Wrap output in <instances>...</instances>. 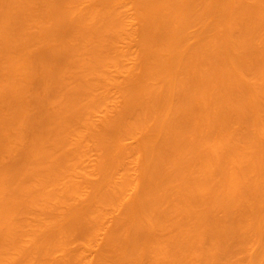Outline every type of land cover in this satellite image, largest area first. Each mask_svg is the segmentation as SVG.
I'll return each instance as SVG.
<instances>
[{
  "label": "bare ground",
  "instance_id": "bare-ground-1",
  "mask_svg": "<svg viewBox=\"0 0 264 264\" xmlns=\"http://www.w3.org/2000/svg\"><path fill=\"white\" fill-rule=\"evenodd\" d=\"M82 1L0 0V264H264V0Z\"/></svg>",
  "mask_w": 264,
  "mask_h": 264
},
{
  "label": "rangeland",
  "instance_id": "rangeland-1",
  "mask_svg": "<svg viewBox=\"0 0 264 264\" xmlns=\"http://www.w3.org/2000/svg\"><path fill=\"white\" fill-rule=\"evenodd\" d=\"M33 1H34V0H33ZM122 1H123V0H122ZM35 2H36V1H35ZM39 2H41V1H39ZM39 2L36 3V4L39 5ZM90 2H91V1H89V0H87V1H86V0H85V1L83 0V1L81 2V4H82L83 6H82V5H79V7L82 6V7L84 8V6H85V10H86V9H88V8H86V5H87V6H91V3H90ZM42 3H43V2H42ZM115 3H118V2L115 1ZM115 3H114V4H115ZM119 3H120V4H119ZM119 3H118V5L120 6V5H121V1H120ZM122 3H123V2H122ZM36 4L34 3V5H33V4H32V5L35 6ZM40 4H41V3H40ZM114 4H113V5H114ZM127 4H128L129 6L132 5L131 3H130L131 5H130L129 3H127ZM127 4H126V8L124 7V5L121 6L122 9H121V7L119 8L118 5H117V6L114 5V6H116L117 8H119V9H121V10H123V9H127ZM134 4H135V3H134ZM134 6H137V4L134 5ZM134 6L132 5V7H134ZM35 7H36V6H35ZM38 7H40V6H38ZM38 7H37V9H38ZM123 7H124V8H123ZM80 8H81V7H80ZM34 9H36V8H34ZM78 9H79V8H78ZM78 9H76L77 12H79V11L81 12V11H82V9H80L79 11H78ZM85 10H84V11H85ZM80 12H79V13H80ZM82 12H83V11H82ZM136 22H137V21H136ZM38 26H39V24L36 23V24H35V27H38ZM35 27H34V25H33L32 28H35ZM194 27H195V26H194ZM194 27H192V30H195V29L197 28V27H195V28H194ZM33 30H34V29H33ZM189 30H190V29H189ZM195 31H196V30H195ZM195 31H194V32H195ZM194 32H191V31H190L191 34L194 33ZM188 33H189V32H188ZM214 41L217 42V40H214ZM211 42H213V41L211 40ZM211 42H209V44H207V45L209 46ZM117 43H118V42H117ZM123 43H124V42H123ZM123 43H122V46L125 45V44H123ZM89 44H90V43H89ZM118 44L120 45L121 42H119ZM212 44H213V43H212ZM212 44H211V45H212ZM214 44H215V43H214ZM214 44H213V45H214ZM87 45H88V44L85 45L86 48L89 47V46H87ZM115 45H117V44H115ZM120 46H121V45H120ZM43 47H47V44H45ZM211 47H212V46H211ZM31 49H32V48H31ZM84 50H85V52H86V50L88 51V49H84ZM123 61H124V59H123ZM121 63H123L122 60H121ZM125 63L127 64L126 61L124 62V65H125ZM128 63H129V62H128ZM53 65H54V64H53ZM122 65H123V64H122ZM122 65H121V66H122ZM130 65H131V64H130ZM50 66H51V65H50ZM111 66H112V65H111ZM111 66H110V67H111ZM127 66H129V65H127ZM110 67H109V68H110ZM122 67H124V66H122ZM40 68H42V67H40ZM40 68H39V65H38L37 68H36V71H35V70H34L35 72L33 71V72L35 73V76H34V74H32L33 72L31 73L34 77H36V78H38V79H39V77L41 78V77L44 75V71H41ZM68 68H69V67H68ZM68 68H67V69H68ZM112 68H115V66H114V67L112 66ZM112 68H111V69H112ZM116 68H118V67L116 66ZM42 69H43V68H42ZM55 69H56L55 67H52V68H51V70H50L51 72H49L50 76H51L52 74H54V75L56 76V74H55V73H56ZM67 69L65 68V70H67ZM74 69H76V68H74ZM43 70H44V69H43ZM65 70H64V71H65ZM68 70H69V69H68ZM68 70H67V71H68ZM112 70H114V69H112ZM75 71H76V70H74V72H75ZM77 71H78V69H77ZM68 72H69V73H68ZM68 72H67L68 74H67L66 72H63V74L66 73L65 75H63V77H65V76L69 77V76H70L69 74H71L70 72L73 73V70L71 69V70H69ZM47 73H48V72H47ZM41 74H42V75H41ZM87 75H89V76H87ZM90 75H91V76H90ZM52 76H53V75H52ZM52 76H51V77H52ZM55 76L53 77L52 80L55 79L56 82H57V81H58L57 79H58L59 77L56 76V77H57V78H56ZM86 76H87L86 78H89L88 80L93 79V78H92V77H93V74H90V73H89V74H86ZM34 77H33L32 79H34ZM67 77H66V78H67ZM249 79H250V78H249ZM34 80H35V79H34ZM34 80H31V81H33V82L35 83ZM36 80H37V79H36ZM52 80H50L51 83L53 82ZM40 81H41V80H40ZM37 82H39V81H37ZM39 83H40V82H39ZM39 83H38V84H39ZM41 83H42V82H41ZM51 83H49V84H51ZM32 84H33V83H32ZM35 84H36V85H35V86L33 85V88H30L29 90H27V93H25V94L27 95V97H29L28 99L30 100V101H28V102H30V103H29V107L27 106L26 109H25V110H28V111H29V116H30V118H35V117L41 116L42 114L46 115V113H47V114L52 113V111L50 110V105H49V110H44V108L47 107L46 105H47V104H50V103H46V104H45V103L43 102V100L41 99V97L43 98V97L47 96V95H46V94H47V90H45V89L49 88L50 86H45V87H47V88L44 89V88H42L43 85L40 87V86L37 85V83H35ZM49 84H48V85H49ZM54 84H55V83H54ZM54 84H53V85H54ZM53 85H51V86L54 88ZM58 86H59V85H58ZM58 86H57V87H58ZM69 86L71 87V85L68 84V86H67L68 89H69ZM31 87H32V85H31ZM43 87H44V86H43ZM52 87H51V88H52ZM73 87H74V86H73ZM53 88L51 89V91L53 90ZM67 88H66V90H68ZM99 88H100V87H98L97 89L99 90ZM49 89H50V88H49ZM57 89H59V88H57ZM63 89H64V88H63ZM100 89H101V88H100ZM59 90H60V89H59ZM59 90H58V92H59ZM64 90H65V89H64ZM64 90H63V91H64ZM66 90H65V91H66ZM98 90H97V91L95 90V91L97 92V94H98ZM101 90H102V89H101ZM101 90H99L100 93H101ZM69 91H70V90H69ZM61 92H62V91H61ZM61 92H60V93H61ZM62 93H63V92H62ZM65 93H66V92H65ZM94 94H96V93H94ZM26 95H25V96H26ZM56 95L58 96V94H56ZM60 95H61L62 98L64 97V94H63V96H62V94H59V96H60ZM25 96H24V97H25ZM54 96H55V95H52V96L50 95V96H49V97L52 98V99L50 98V101H51V102H54V101H52L53 98H54ZM59 96H58V97H59ZM39 97H40V98H39ZM55 97H56V96H55ZM25 98H26V97H25ZM38 98L42 100L41 102L44 103V104H43V105H45L44 107H42V105L39 104V103L37 102ZM62 98H61V99H62ZM46 99H47V98H46ZM57 99H58V98H57ZM63 99H64V98H63ZM47 100H49V99H47ZM47 100H46V101H47ZM59 100H60V99H59ZM38 101H39V100H38ZM41 102H40V103H41ZM58 102H60V101H58ZM61 102H62V101H61ZM118 102H120V100H119ZM56 103H57V101H55V103H53L54 105L51 104V107H52V106L55 107V106H58V105L60 104V103H59L58 105H56ZM56 108H59V107H56ZM46 109H47V108H46ZM52 109H53V107H52ZM98 109H99V108H98ZM101 109H102V108H101ZM95 110H97V109L95 108ZM92 111L94 112V110H92ZM92 111H91V115H90V116H91V120H90V121H93L92 117L94 118V120H97V121H98L99 119L102 120L103 117L100 118V114H99V113H98L99 116H97L98 114L95 113L96 111L94 112L95 114H94ZM100 111H101V110L99 109V111H97V112H100ZM102 111H103V110H102ZM102 111H101L100 113H103V115H104V114H105V112H104L105 109H104L103 112H102ZM26 113H27V112H26ZM38 114H39V115H38ZM103 115H102V116H103ZM42 116H43V115H42ZM90 116L87 117V118L90 119ZM44 117H45L44 119H46V116H44ZM47 117H48V116H47ZM38 118H39V117H38ZM96 118H97V119H96ZM42 119H43V118H42ZM100 120L98 121L99 123H100ZM40 121H43V120H40ZM44 121H47V120H44ZM84 121H85V122H88V119H87V120L84 119ZM90 121H89V122H90ZM49 127H50V125H49ZM87 131H88V130H87ZM87 131H86V132H87ZM77 134H78V132H77ZM77 134L75 133V134H73L72 136L77 138V136H76ZM7 135H9V134H7ZM74 135H75V136H74ZM134 135H135V134H134ZM134 135H132L133 137L130 136V137H131L130 139H127L128 144L130 143L129 145H131V146H135L134 144H137V141H140V140H139V139H140L139 137H140L142 134H141V135H140V134H138V135L136 134L137 137H138V138L136 137V138H137V141H136ZM139 135H140V136H139ZM43 136H44V135H43ZM78 136H79V135H78ZM9 137H10V136H9ZM127 138H128V137H127ZM141 138H142V137H141ZM125 139H126V137H125ZM125 139H124V141H125ZM12 140H13V139H12ZM111 141H112V140H111ZM127 142H126V143H127ZM126 143H125V144H126ZM44 145H45V147H46V146L49 147V144H46V143H45ZM14 146H15V145H14ZM17 146H18V145H17ZM16 148H17V147H16ZM15 151H16V149H15ZM15 153H18V149H17V152H15ZM99 155H100V154H99V153L97 152V150L94 148V150L91 152L90 161H91L92 163L95 162V160H96L97 158H99ZM135 155H139V153H136ZM140 155H141V154H140ZM9 160H10L9 156H5V157L2 158L0 161H1V162H9ZM78 169H79V168H78ZM96 177H97V174H96ZM96 180H97V179H96ZM96 180H95V181H96ZM41 181H42V180H41ZM95 181H94V182H95ZM35 182L37 183V180H35ZM35 182L33 181L34 184H35ZM38 182H39V181H38ZM33 183H32V185H34ZM39 183H40V182H39ZM39 183H38V184H39ZM41 183H42V182H41ZM55 183H58V181L55 182ZM43 184H44V183H43ZM60 184H61V185H59V183H58L57 185L62 186V182H60ZM91 184H92V183H91ZM36 185H37V184H35V187H36ZM57 185H56V186H57ZM41 186H43V185H41ZM41 186H40V187H41ZM44 186H45V184H44ZM92 186H93V184L91 185V187H92ZM94 186H95V185H94ZM37 187H38V185H37ZM49 188L51 189V188H53V187L50 186ZM89 188H90V186H89ZM133 189H134V188H133ZM133 189H129V191H127V192L125 193V194H127V197H128V196H131V195L133 194L134 190L137 189V188H135L134 190H133ZM86 190L88 191V188H86ZM90 190H91V189H89V191H90ZM93 190H95V187L93 188ZM93 190H92V191H93ZM138 190H140V188H139ZM84 191H85V189H84ZM87 191H85V192L87 193ZM132 191H133V192H132ZM135 191H136V190H135ZM136 192H137V191H136ZM136 192H135L134 194H136ZM86 193H85V194H86ZM131 193H132V194H131ZM85 194H82V196H80L79 198L82 199V198L86 197ZM130 194H131V195H130ZM87 195H88V194H87ZM90 195H91V193H90ZM131 197H133V195H132ZM134 197H135V196H134ZM129 198H130V197H129ZM75 199H76V198H75ZM124 199H125V198H124ZM132 199H134V198H132ZM79 200H80V199H79ZM79 200H76V201H77L78 203H82V202H79ZM80 201H81V200H80ZM123 201H124V200H122V204L125 205L127 202L131 201V198H130V199H127V200L125 199V202H123ZM77 202H75V203H77ZM116 213H117V212H116ZM27 217H28V216H27ZM27 217H26V218H27ZM44 218H45V217H44ZM44 218H43L42 220H45ZM44 222H45V221H44ZM111 222H112V219H110V222L107 223V227L110 226ZM35 223L37 224V222H35ZM42 225H43V223L41 224V226H42ZM2 231H3V229H2ZM2 231H1V233H3ZM1 233H0V234H1ZM2 235H3V234H2ZM0 236H1V235H0ZM26 238H28V237H26ZM28 239H29V238H28ZM25 241H26V239H25ZM25 241H23L24 244H26ZM27 241H28V240H27ZM80 241H82V240L78 239V241H77V240L74 241V244H72V245H73V246H76L77 244H79ZM80 243H81V242H80ZM255 243H256V242H255ZM75 244H76V245H75ZM251 245L253 246L254 243L251 244ZM251 245H250V247H251ZM254 246H255V248L257 249L258 246H257V245H254ZM256 246H257V247H256ZM250 247H249V248H250ZM253 248H254V247H253ZM253 248H251V249H253ZM255 248H254V249H255ZM251 249H250V250H251ZM254 249H253V250H254ZM253 250H252V252H253ZM256 252H257V250H256ZM253 253H254V252H253ZM241 254H242V253H241ZM243 255H244V253H243ZM243 255H240V254H239V256H243ZM58 256H59V258L63 257V253H62V254H59ZM14 257H15V256H14ZM37 257H38V256H37ZM237 258H238V257H237ZM240 260H241V258H240ZM223 264H224V263H223Z\"/></svg>",
  "mask_w": 264,
  "mask_h": 264
}]
</instances>
